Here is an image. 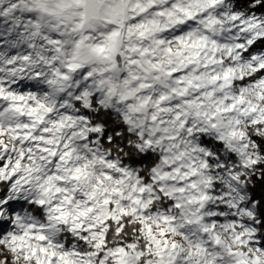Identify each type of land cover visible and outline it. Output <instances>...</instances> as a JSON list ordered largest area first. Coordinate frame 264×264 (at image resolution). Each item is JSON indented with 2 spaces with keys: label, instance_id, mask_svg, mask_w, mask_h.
Returning <instances> with one entry per match:
<instances>
[{
  "label": "snow or ice",
  "instance_id": "6c2138e0",
  "mask_svg": "<svg viewBox=\"0 0 264 264\" xmlns=\"http://www.w3.org/2000/svg\"><path fill=\"white\" fill-rule=\"evenodd\" d=\"M9 134L4 264H264V0H0Z\"/></svg>",
  "mask_w": 264,
  "mask_h": 264
},
{
  "label": "clouds",
  "instance_id": "9594fccd",
  "mask_svg": "<svg viewBox=\"0 0 264 264\" xmlns=\"http://www.w3.org/2000/svg\"><path fill=\"white\" fill-rule=\"evenodd\" d=\"M249 74H251V73H249ZM249 99H252L255 103H259V101L254 100V94H250ZM4 139H7V145L9 148L14 146V141L11 139L10 134L8 137H0V141H2ZM148 221H149V223L147 226H149V227H151L155 223V214L154 213L148 217ZM140 222L141 221H139V220L137 221V223H140ZM43 223H44L45 227L52 225L56 228H59V232L57 233V237H56L57 239L62 238L64 243H67L69 240H71L72 243H78V241H76L75 238L71 236L67 225H63V224L56 223L54 221H50L47 216H45ZM154 231L158 234L161 231H168V228L164 227V226H158V227L154 228ZM160 238L163 239V237H160ZM113 239H115V237ZM169 239L173 240L177 243H184V241L182 239H179L176 236H169ZM0 251H2V249H0ZM19 260H20V257L18 255L13 256V264H16V262ZM0 264H4L3 260H0ZM23 264H28V262L25 261V262H23Z\"/></svg>",
  "mask_w": 264,
  "mask_h": 264
}]
</instances>
